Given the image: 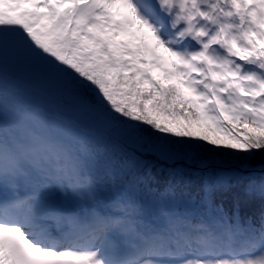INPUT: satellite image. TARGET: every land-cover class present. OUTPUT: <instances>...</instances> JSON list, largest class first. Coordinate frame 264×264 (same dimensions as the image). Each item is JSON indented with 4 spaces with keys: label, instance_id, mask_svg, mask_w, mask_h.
<instances>
[{
    "label": "snow or ice",
    "instance_id": "1",
    "mask_svg": "<svg viewBox=\"0 0 264 264\" xmlns=\"http://www.w3.org/2000/svg\"><path fill=\"white\" fill-rule=\"evenodd\" d=\"M0 264H264V0H0Z\"/></svg>",
    "mask_w": 264,
    "mask_h": 264
},
{
    "label": "trees",
    "instance_id": "2",
    "mask_svg": "<svg viewBox=\"0 0 264 264\" xmlns=\"http://www.w3.org/2000/svg\"><path fill=\"white\" fill-rule=\"evenodd\" d=\"M259 159V158H258ZM258 162V161H257Z\"/></svg>",
    "mask_w": 264,
    "mask_h": 264
}]
</instances>
